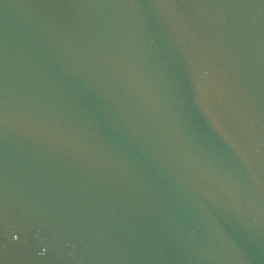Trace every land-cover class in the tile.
<instances>
[{"label":"water","instance_id":"water-1","mask_svg":"<svg viewBox=\"0 0 264 264\" xmlns=\"http://www.w3.org/2000/svg\"><path fill=\"white\" fill-rule=\"evenodd\" d=\"M142 2L0 0V264H264V4ZM154 47L216 153L143 91L166 94Z\"/></svg>","mask_w":264,"mask_h":264},{"label":"snow or ice","instance_id":"snow-or-ice-1","mask_svg":"<svg viewBox=\"0 0 264 264\" xmlns=\"http://www.w3.org/2000/svg\"><path fill=\"white\" fill-rule=\"evenodd\" d=\"M260 2L264 4V0H260ZM161 3L178 9H190L199 6L197 0H143L139 6L150 10ZM68 6L72 5L69 4ZM145 25L146 31L152 37L156 25L149 13H146ZM152 43L154 45L155 41L152 40ZM155 54L159 75L166 82V94L161 96L147 81L143 84V91L150 95L152 102L165 113L172 127L177 129L189 144L196 145L206 153H216L219 150L218 145L209 131L210 127L203 122L202 117L189 102L178 67L174 66L169 59L160 55L158 48H155ZM89 81L93 85V91L103 105L106 115L117 126L118 130L145 147V141L139 130L128 119L127 114L122 110L121 106L113 102L111 95L107 91L102 90L92 80L89 79ZM70 99L78 116L90 127H94L91 119L80 104L75 99ZM203 110L204 107L201 105V111Z\"/></svg>","mask_w":264,"mask_h":264}]
</instances>
